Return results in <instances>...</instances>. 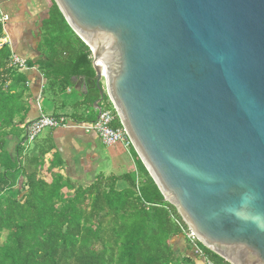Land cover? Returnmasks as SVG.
I'll return each mask as SVG.
<instances>
[{
  "label": "water",
  "instance_id": "water-1",
  "mask_svg": "<svg viewBox=\"0 0 264 264\" xmlns=\"http://www.w3.org/2000/svg\"><path fill=\"white\" fill-rule=\"evenodd\" d=\"M54 1L164 199L230 264H264V0Z\"/></svg>",
  "mask_w": 264,
  "mask_h": 264
},
{
  "label": "trees",
  "instance_id": "trees-1",
  "mask_svg": "<svg viewBox=\"0 0 264 264\" xmlns=\"http://www.w3.org/2000/svg\"><path fill=\"white\" fill-rule=\"evenodd\" d=\"M50 4L44 37L58 45L70 32L82 46L69 57H51L49 72L66 83L84 76L88 94L98 98L89 46L55 1ZM4 28L0 14V38ZM11 55L8 43L0 46V264H199L191 249H174L173 238L187 242L172 214L182 218L142 161L138 173H101L80 183L60 171L48 181L41 173L47 149L27 160L24 138L11 156L8 137L30 123L25 119L32 103L27 75L10 65ZM114 126H122L119 119ZM53 168L58 164L47 170ZM201 246L214 264H230Z\"/></svg>",
  "mask_w": 264,
  "mask_h": 264
},
{
  "label": "crops",
  "instance_id": "crops-1",
  "mask_svg": "<svg viewBox=\"0 0 264 264\" xmlns=\"http://www.w3.org/2000/svg\"><path fill=\"white\" fill-rule=\"evenodd\" d=\"M50 1L0 0V10L7 17L4 31L11 54L20 56L27 64V68L22 71L27 75L26 85L32 95V103L25 123L33 121L41 114L62 115L67 119L61 127L45 128L33 142L26 140L27 126H21L8 137L11 156H16V146L21 138H24L23 143L26 145L23 157L27 160L33 153L47 149L41 173L48 181L52 180V175L57 171L80 183H89L101 173H138L141 159L135 149L122 143L106 146L95 131L83 127L99 116L94 102L100 96L96 98V94H88L87 79L84 76H74L70 83H66L49 72L51 57H69L74 48L80 50L82 46L78 38L70 32H66V37L58 43V48H55L54 40L44 37V23L49 18ZM80 78L83 79L82 83L79 82ZM46 90L53 93V110L49 112L45 110L43 102ZM63 93L68 94L66 98H63ZM109 103H106L107 106ZM99 105L101 109H105L101 103ZM94 111L96 117L90 118ZM84 113L86 119L81 118ZM52 162L57 163L58 168L47 170ZM105 165L108 168L103 172ZM172 243L174 249L181 254L191 249L188 242L180 237L173 238ZM199 264L205 263L200 259Z\"/></svg>",
  "mask_w": 264,
  "mask_h": 264
},
{
  "label": "built area",
  "instance_id": "built-area-1",
  "mask_svg": "<svg viewBox=\"0 0 264 264\" xmlns=\"http://www.w3.org/2000/svg\"><path fill=\"white\" fill-rule=\"evenodd\" d=\"M2 21H6L7 17L0 10ZM8 43L7 37L0 38V46ZM10 65L17 67L20 70L27 68L26 61L16 54L11 55ZM116 110L113 108L101 109L98 118L89 124L83 125L87 130L95 131L102 143L106 146H113L118 143L124 144L126 147H131L132 142L129 138L127 131L122 126H114V123L118 120ZM67 119L65 116L58 115H46L41 114L39 117L31 121L26 127V140L33 142L45 128H57L61 127L66 123ZM174 221L180 226L183 235H185L187 242L191 250L198 256L199 259L204 261L205 264H214L207 255L206 251L201 246V242L197 238L196 234L190 230L185 222L172 214ZM184 222V223H183Z\"/></svg>",
  "mask_w": 264,
  "mask_h": 264
},
{
  "label": "rangeland",
  "instance_id": "rangeland-1",
  "mask_svg": "<svg viewBox=\"0 0 264 264\" xmlns=\"http://www.w3.org/2000/svg\"><path fill=\"white\" fill-rule=\"evenodd\" d=\"M58 48V46L55 44V48ZM75 93V92H74ZM52 94L53 93H51V91L50 90H46V92H45V95H44V99H43V102H45L44 103V107H45V110L47 111V112H49L50 110L52 111L53 110V104H52V99H51V97H52ZM66 95H68V94H65V93H63V98L65 97H67ZM107 101L104 99L102 102H101V106L102 107H105V108H112V104H108V106H107ZM48 108V109H47ZM92 109H93V107H92ZM85 116H86V114L84 113L83 114V116L81 117V118H83V119H86L85 118ZM94 117H96V111H94L93 112V114H91L90 115V118H94ZM107 165H105V169H104V171L103 172H105V170L108 168V167H106Z\"/></svg>",
  "mask_w": 264,
  "mask_h": 264
}]
</instances>
